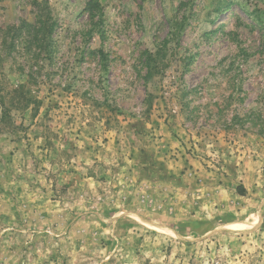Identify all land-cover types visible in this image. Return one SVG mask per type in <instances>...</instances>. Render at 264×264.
<instances>
[{
	"label": "rangeland",
	"instance_id": "1",
	"mask_svg": "<svg viewBox=\"0 0 264 264\" xmlns=\"http://www.w3.org/2000/svg\"><path fill=\"white\" fill-rule=\"evenodd\" d=\"M0 264H264V0H0Z\"/></svg>",
	"mask_w": 264,
	"mask_h": 264
},
{
	"label": "trees",
	"instance_id": "2",
	"mask_svg": "<svg viewBox=\"0 0 264 264\" xmlns=\"http://www.w3.org/2000/svg\"><path fill=\"white\" fill-rule=\"evenodd\" d=\"M244 191H242V194H243Z\"/></svg>",
	"mask_w": 264,
	"mask_h": 264
}]
</instances>
